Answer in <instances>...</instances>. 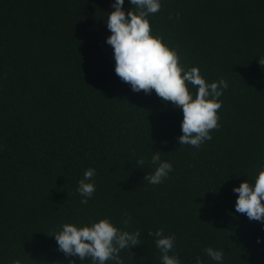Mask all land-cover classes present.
<instances>
[{
    "label": "trees",
    "instance_id": "16d2710c",
    "mask_svg": "<svg viewBox=\"0 0 264 264\" xmlns=\"http://www.w3.org/2000/svg\"><path fill=\"white\" fill-rule=\"evenodd\" d=\"M113 2L0 0V264H69L54 234L104 218L141 233L124 264H161L159 229L176 237L181 264H216L208 247L224 264H264V222L236 212L233 192L264 165V0H162L149 17L182 65L229 82L199 148L178 142L181 110L115 73ZM153 151L173 165L158 185L144 180Z\"/></svg>",
    "mask_w": 264,
    "mask_h": 264
},
{
    "label": "clouds",
    "instance_id": "9594fccd",
    "mask_svg": "<svg viewBox=\"0 0 264 264\" xmlns=\"http://www.w3.org/2000/svg\"><path fill=\"white\" fill-rule=\"evenodd\" d=\"M133 6L125 10V0H114L113 11L107 13L105 21L111 35L106 43L113 49L115 73L130 84L134 92L143 90L156 95L165 104L171 102L175 109L181 110L182 135L178 137L181 145L199 148L205 141L211 140L210 131L218 128V109L220 97L228 89L229 82L223 78L208 83L199 67L187 68L180 63L176 48L164 42V37L154 33L149 17L159 12L162 0H128ZM260 62V61H259ZM261 64V62H260ZM191 85V88L189 87ZM160 151H153L150 163L155 166L152 174L144 178L152 185L161 184L173 170L172 163L161 160ZM144 160L138 161L143 165ZM96 175L94 168L87 169L79 180L77 191L87 203L95 192ZM238 194L235 210L246 214L250 220L264 222V165H261L255 182L243 181L233 188ZM129 220L125 219L124 224ZM152 233H150L151 235ZM140 231H129L117 227L111 219L104 218L79 226L76 223H64L54 234L57 250L70 259L69 264H76V259L84 264H124L121 251L140 245ZM156 247L161 252V264H181L180 257L170 254L175 246L176 237L165 235L163 229L154 233ZM259 242V241H258ZM206 254L216 262L224 264L223 249L208 247ZM10 264H24L17 259Z\"/></svg>",
    "mask_w": 264,
    "mask_h": 264
}]
</instances>
